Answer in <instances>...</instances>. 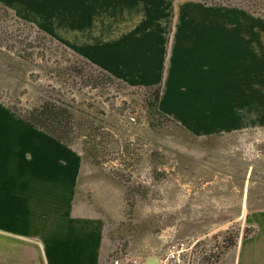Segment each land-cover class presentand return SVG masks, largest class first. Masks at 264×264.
Wrapping results in <instances>:
<instances>
[{"label":"crops","instance_id":"0c3cea01","mask_svg":"<svg viewBox=\"0 0 264 264\" xmlns=\"http://www.w3.org/2000/svg\"><path fill=\"white\" fill-rule=\"evenodd\" d=\"M195 136L264 126L259 13L202 0H0ZM82 157L0 103V259L109 264L103 221L79 193ZM233 264H264V213ZM3 264V263H2Z\"/></svg>","mask_w":264,"mask_h":264},{"label":"rangeland","instance_id":"374dc122","mask_svg":"<svg viewBox=\"0 0 264 264\" xmlns=\"http://www.w3.org/2000/svg\"><path fill=\"white\" fill-rule=\"evenodd\" d=\"M235 4L259 10L264 25V0ZM15 15L0 2V103L25 114L49 96L74 98L80 130L68 144L82 157L79 193L102 218L109 264L165 259L176 241L187 250L168 264H233L264 213V126L195 136L159 110L154 88L96 73L93 89L58 81L75 52Z\"/></svg>","mask_w":264,"mask_h":264},{"label":"trees","instance_id":"16d2710c","mask_svg":"<svg viewBox=\"0 0 264 264\" xmlns=\"http://www.w3.org/2000/svg\"><path fill=\"white\" fill-rule=\"evenodd\" d=\"M202 1L205 3L219 4V5L221 4L231 5L237 2H242L244 0H202ZM237 5L242 9H246L252 12H260L259 10L251 6H241L240 4ZM3 9L6 11L5 8ZM39 31L44 33L41 30ZM44 34L49 35L46 32ZM49 36L53 39H56L51 35ZM57 41L65 49L70 50L61 41L59 40ZM75 56L77 57L74 59V61L70 62L68 66L55 71V76H57L58 81L66 83L67 82L66 80L70 79L73 84L76 85L78 84L80 86L79 89H82L84 87L93 89L98 87V85L92 79V73H96L102 79L104 78L105 80L110 82L111 81L117 82V80L112 78V76H110L107 72L94 66L86 59L80 57L77 54ZM78 67L79 68L82 67L83 70H78ZM159 94H160V86L154 87L153 98L155 104H158ZM78 111L79 109H77L74 98L67 99L63 95H58V96L53 95L43 99L38 106L31 108L25 114H19V113L17 114L16 111L14 112L18 116L29 122L30 124L46 132L51 137L55 138L56 140L62 142L67 146H70L68 142L73 140L72 134H74L75 130H80V123L78 121L81 117L77 116ZM87 150L88 149H86L85 147L84 151Z\"/></svg>","mask_w":264,"mask_h":264},{"label":"built area","instance_id":"2783aa9c","mask_svg":"<svg viewBox=\"0 0 264 264\" xmlns=\"http://www.w3.org/2000/svg\"><path fill=\"white\" fill-rule=\"evenodd\" d=\"M187 250L186 248V242L185 241H176L173 243H170L167 252L165 255V259L160 258V264H168L170 262H180V255L181 253L185 252ZM130 264H140L137 260H133Z\"/></svg>","mask_w":264,"mask_h":264},{"label":"water","instance_id":"95a60500","mask_svg":"<svg viewBox=\"0 0 264 264\" xmlns=\"http://www.w3.org/2000/svg\"><path fill=\"white\" fill-rule=\"evenodd\" d=\"M143 264H160V258L158 256L151 255Z\"/></svg>","mask_w":264,"mask_h":264}]
</instances>
